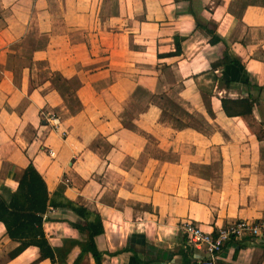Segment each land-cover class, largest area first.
Wrapping results in <instances>:
<instances>
[{
    "label": "crops",
    "instance_id": "crops-1",
    "mask_svg": "<svg viewBox=\"0 0 264 264\" xmlns=\"http://www.w3.org/2000/svg\"><path fill=\"white\" fill-rule=\"evenodd\" d=\"M222 98L251 114L228 116ZM29 164L53 201L89 214L47 207L53 260L33 244L12 256L24 239L0 221V264H95L70 225L95 216L101 264H198L182 221L264 220V0H0L4 198ZM220 258L264 264V239Z\"/></svg>",
    "mask_w": 264,
    "mask_h": 264
},
{
    "label": "trees",
    "instance_id": "trees-1",
    "mask_svg": "<svg viewBox=\"0 0 264 264\" xmlns=\"http://www.w3.org/2000/svg\"><path fill=\"white\" fill-rule=\"evenodd\" d=\"M219 41L220 38L215 35L210 38L211 43H217ZM229 61H231L230 58L224 54L222 63H227ZM213 66L215 65H212V68ZM221 106L228 116L239 115L245 118L252 112L253 101L250 99L232 100L222 98ZM257 136L261 137V135ZM48 206L53 208L67 207L85 218H87L89 214L88 211L82 207H77L71 201H66L64 205L53 201V199L49 197L44 180L31 164L25 168L17 189L12 193L9 199L4 198L0 191V221L5 226L6 234L10 238L24 239V241L12 251V256L21 252L27 245L33 244L40 249L41 257L53 260L52 249L42 231V223L44 220L42 215L46 212ZM70 225L79 232L88 230L86 244L80 245L81 252L90 251L94 257L95 264H101L102 252L97 250L94 243V237L103 232L100 217L95 216L93 221H88L86 226H81L76 223H70Z\"/></svg>",
    "mask_w": 264,
    "mask_h": 264
},
{
    "label": "built area",
    "instance_id": "built-area-1",
    "mask_svg": "<svg viewBox=\"0 0 264 264\" xmlns=\"http://www.w3.org/2000/svg\"><path fill=\"white\" fill-rule=\"evenodd\" d=\"M39 116L54 129H57L60 124V118L53 111L42 109L39 111ZM48 153L54 154L50 149ZM63 181L67 183L68 179L64 177ZM177 228L188 246L203 250L204 256L198 264H221V251L231 240H242L245 237L264 239L263 219H237L212 231H205L193 221L185 220Z\"/></svg>",
    "mask_w": 264,
    "mask_h": 264
}]
</instances>
